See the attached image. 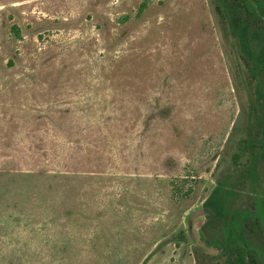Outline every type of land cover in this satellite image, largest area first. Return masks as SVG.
Segmentation results:
<instances>
[{
  "label": "rangeland",
  "instance_id": "374dc122",
  "mask_svg": "<svg viewBox=\"0 0 264 264\" xmlns=\"http://www.w3.org/2000/svg\"><path fill=\"white\" fill-rule=\"evenodd\" d=\"M142 1L0 0V264H224L218 182L264 259L237 42L215 0Z\"/></svg>",
  "mask_w": 264,
  "mask_h": 264
},
{
  "label": "trees",
  "instance_id": "16d2710c",
  "mask_svg": "<svg viewBox=\"0 0 264 264\" xmlns=\"http://www.w3.org/2000/svg\"><path fill=\"white\" fill-rule=\"evenodd\" d=\"M148 3L149 0H143L138 13L143 12ZM215 8L226 21L230 36L237 42L240 58L249 72L248 83L256 91L254 124L246 137L240 139L234 158V162L245 159L240 173L254 185L257 154L264 153V0H215ZM13 29L19 35L17 26L14 25ZM224 186L223 182H218L202 204L206 216L219 226L224 264H264L263 257L246 236L244 224L250 213L255 219L260 217L257 214L259 209L229 212L228 200L234 190H225ZM260 210L264 212V208ZM258 220L263 221L262 218ZM178 237L183 239L184 235Z\"/></svg>",
  "mask_w": 264,
  "mask_h": 264
}]
</instances>
